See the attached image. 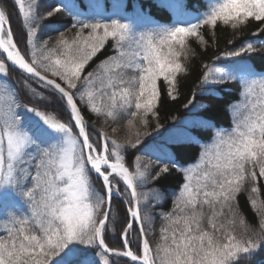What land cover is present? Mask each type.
<instances>
[{
    "label": "snow or ice",
    "instance_id": "obj_1",
    "mask_svg": "<svg viewBox=\"0 0 264 264\" xmlns=\"http://www.w3.org/2000/svg\"><path fill=\"white\" fill-rule=\"evenodd\" d=\"M13 3L27 30L20 47L11 17L0 10V264H118L113 256L125 258L124 264H238L264 252V201L253 195L264 178V68L249 63L247 55L264 47V39L226 51L225 64L203 66L202 89L234 81L242 102L230 106L233 127L217 129L194 163L181 154L196 142L191 135L167 129L153 136L148 130L152 121L154 130L162 128V90L172 100L179 95L178 77L188 73L193 51L189 38L206 45L202 28L214 32L223 25L235 32L251 22L264 34V0H204L203 11L194 12L186 0H156L157 11L172 13L171 23L158 22L142 6L129 15L126 0H113L110 15L103 0H88L94 13L89 19L80 18L75 0L43 14L37 0ZM62 9L78 29L72 39L64 33L54 41L41 39V21ZM109 41L112 55L86 71ZM12 73L30 98L10 79ZM45 92L67 119L48 108ZM85 112L105 122L125 119L128 138L120 143L117 128L109 135L89 124ZM138 146L151 160L132 171L125 153ZM173 172L181 181L171 211L163 214V243L154 247V218L141 209L148 195L138 188ZM246 185L259 216L256 239L235 230L237 218L245 225L238 195L249 191ZM160 195L155 193L153 206ZM117 198L125 206L118 249L106 242Z\"/></svg>",
    "mask_w": 264,
    "mask_h": 264
},
{
    "label": "trees",
    "instance_id": "obj_2",
    "mask_svg": "<svg viewBox=\"0 0 264 264\" xmlns=\"http://www.w3.org/2000/svg\"><path fill=\"white\" fill-rule=\"evenodd\" d=\"M28 3V0H26ZM39 3V12L45 13L46 10L53 6L62 5L68 3V0H37ZM79 11L83 14L81 19L92 18L94 13L88 7V0H75ZM127 7L124 9L129 15L133 13L134 7L142 6L146 12H150L154 19L158 22L164 23L174 19L172 13H161L157 11L155 5L156 0H126ZM188 10L195 11L199 9L203 11L204 0H186ZM104 12L106 15H110L113 11V0H103ZM15 5L13 0H0V8L6 12V15L11 17V27L16 38L19 40L20 47L25 45L26 25L23 18L17 14L14 10ZM72 20V14L62 9L61 12L56 13L51 18H45L40 23L41 39L51 38L54 41L58 38L60 33H64L65 37L69 40L72 39L74 32L78 29H72L70 27ZM139 23H143L139 21ZM87 32V30H85ZM206 45L199 43L196 38H189V45L193 50L188 58L189 71L187 74H182L178 77V92L179 95L176 100H172L167 95V89L162 90L160 103H159V123L162 128L155 129V121H152L149 131L153 136H158L159 132H164L167 129H173L179 134L187 133L195 139V143L191 147H185L182 150V160L194 163L198 157L202 145H208L212 143L215 131L217 129H231L233 127V112L231 110L232 105L241 103L240 92L241 89L234 81H228L221 84H210L206 88H201V80L205 71L204 65L207 64L210 67L213 65L219 66L227 63L228 61L223 57V54L233 47H237L243 43L256 42L258 39H264V34H260L256 29V22H251L241 30L235 32L226 26L218 25L217 29L213 32L211 29L204 27L201 29ZM51 43V41H50ZM113 49L111 47V41L107 42L104 48L99 51L95 57L86 66V71H91L101 61L105 60L108 56L112 55ZM247 55L252 57L249 63H254L258 69L264 68V47L258 48L256 52L248 53ZM236 59V58H233ZM10 79L13 82H17V86L21 88V94L30 98L31 94L27 91L19 81V77L16 73H12ZM195 96L193 103L185 108L189 100ZM36 99H40L37 97ZM43 99L48 105V108L55 109L57 113H60L63 119H67V116L63 114L57 100L54 99L47 92L43 94ZM27 102V99H25ZM35 102V101H33ZM86 120L89 124H94L98 129H104L108 131L109 135H112L111 128H117V139L120 143H124L128 138V128L126 120L120 118L116 121L105 122L102 118H99L91 113L85 112ZM151 119V118H150ZM199 120L205 122L202 126L193 127L190 123L186 124L185 121ZM211 124L213 127H209ZM142 127V125L140 126ZM135 131V129H133ZM143 140H150L151 137H141ZM129 148L125 153L126 159L131 161L130 170L135 171L136 166L141 167L148 163L151 158L141 154L139 150ZM135 153V155H133ZM156 165L153 164V167ZM151 169H149L150 171ZM181 181V175L178 172H173L171 175L162 176L158 181H150L146 183L142 188H138V191L146 193L148 199L145 201L142 198L141 209L142 215L144 209H148V214L153 216L152 232L153 246L156 243H163L160 238V228L163 223V214L171 211L173 193L178 191L177 185ZM256 186L259 191L256 194L258 197V203L264 201V178H259L256 182ZM249 191H242L238 195L239 213L245 220V225L239 224V218L236 220L235 230L236 234H246L247 236L256 239V233L259 229V216L256 211L253 210L250 199V186ZM160 193V197L155 199V206H153V197L155 193ZM125 219V206L121 204L120 199H114L112 202V210L110 216V223L107 232L106 242L110 247L119 248L121 242V229ZM2 227V225H0ZM245 229H247L245 233ZM133 246H135V234L132 235ZM116 259V257H112ZM118 264H124V258L118 257L116 259ZM238 264H264V252H258L255 258L242 259L238 261Z\"/></svg>",
    "mask_w": 264,
    "mask_h": 264
},
{
    "label": "rangeland",
    "instance_id": "obj_3",
    "mask_svg": "<svg viewBox=\"0 0 264 264\" xmlns=\"http://www.w3.org/2000/svg\"><path fill=\"white\" fill-rule=\"evenodd\" d=\"M25 2H26V0H25ZM26 5H27V2H26ZM3 103V98H0V104H2ZM118 257H116V259H117Z\"/></svg>",
    "mask_w": 264,
    "mask_h": 264
},
{
    "label": "water",
    "instance_id": "obj_4",
    "mask_svg": "<svg viewBox=\"0 0 264 264\" xmlns=\"http://www.w3.org/2000/svg\"><path fill=\"white\" fill-rule=\"evenodd\" d=\"M1 10V9H0Z\"/></svg>",
    "mask_w": 264,
    "mask_h": 264
}]
</instances>
